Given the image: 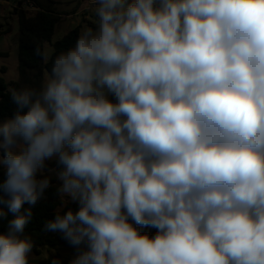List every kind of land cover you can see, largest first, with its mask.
I'll return each mask as SVG.
<instances>
[{
    "label": "clouds",
    "instance_id": "1",
    "mask_svg": "<svg viewBox=\"0 0 264 264\" xmlns=\"http://www.w3.org/2000/svg\"><path fill=\"white\" fill-rule=\"evenodd\" d=\"M92 5L41 87L8 89L0 264H32L49 161L72 264H264V0Z\"/></svg>",
    "mask_w": 264,
    "mask_h": 264
},
{
    "label": "trees",
    "instance_id": "2",
    "mask_svg": "<svg viewBox=\"0 0 264 264\" xmlns=\"http://www.w3.org/2000/svg\"><path fill=\"white\" fill-rule=\"evenodd\" d=\"M32 3L35 9L32 10H14L16 15V23L18 31L13 35L14 41L19 45V77L15 82L10 84L0 77V119H6L11 116L14 106L9 97V88L20 89L25 86L39 88L45 80V73L50 74L52 60L55 55L61 51L74 45L76 38L80 32V28L67 30L65 36L53 44L54 52L48 62H45L43 56L36 55L37 47L44 51L46 42H51L56 30L61 27L67 17L76 14L82 3L87 0H76L77 6L68 10H60L62 5L57 0H27ZM21 4L20 0H16ZM3 5L0 3V39L6 34L13 31V26L10 25L7 30L3 29L2 18ZM93 27L94 24L90 23ZM9 53L0 50V58L8 57ZM2 73L7 71L6 67L0 69ZM58 169L54 161L47 162V167L41 175L50 178L51 186L45 192L44 198L39 200L33 207L32 220L26 225L23 235L28 236L33 242L32 252L39 254L42 248L46 247H73L67 240L63 238L60 232L48 231L45 229V224L48 220L54 218L56 211L60 208L62 211L72 209L78 210V204L68 201L66 205H61V199L57 194L59 181L57 177ZM2 179V176H0ZM27 207V205H26ZM13 217L12 213H8V218ZM6 221L0 223V232L6 231ZM142 232H147L150 235H155L156 229L146 227L141 229ZM37 264H70L69 259L49 258L40 259Z\"/></svg>",
    "mask_w": 264,
    "mask_h": 264
},
{
    "label": "rangeland",
    "instance_id": "3",
    "mask_svg": "<svg viewBox=\"0 0 264 264\" xmlns=\"http://www.w3.org/2000/svg\"><path fill=\"white\" fill-rule=\"evenodd\" d=\"M62 3L59 6L60 10H68L75 8L77 6L76 0H57ZM80 7L76 14L79 12ZM2 24L3 29L7 30L10 25H12L13 31L10 34H6L0 39V50L6 51L9 53L8 57L0 58V69L2 67H6L7 71L2 73L0 71V77H2L6 83L10 84L11 82H15L18 80L19 72H18V64H19V45L13 39V35H15L18 31V26L16 21L15 11L9 6L5 4L2 8ZM95 16L91 15L87 17V15L80 14L78 17L73 15L71 17H67L64 23L56 30L51 42H46L44 46V51L46 50L49 53L48 62L54 52L53 44L58 40L62 39L67 30L73 28H80V31L84 27H92L90 23L95 24ZM50 74L48 72L45 73V78ZM66 200L71 201L69 198L65 197ZM78 252L75 247H46L40 250L39 254H35L31 252L30 256L32 259V264H37L40 259H49V258H63L69 259L70 264H72V260L77 256Z\"/></svg>",
    "mask_w": 264,
    "mask_h": 264
},
{
    "label": "built area",
    "instance_id": "4",
    "mask_svg": "<svg viewBox=\"0 0 264 264\" xmlns=\"http://www.w3.org/2000/svg\"><path fill=\"white\" fill-rule=\"evenodd\" d=\"M21 4H19L18 2H16V0H0V3L4 6L5 4H8L9 6H11V8L13 10H20V9H25V10H32L35 9L34 5L32 3H30L27 0H20ZM92 0H87L85 2L82 3V6L79 10V12L77 14H75L77 17L80 14H84L87 15V17L91 15H94L93 11H92ZM95 16V15H94Z\"/></svg>",
    "mask_w": 264,
    "mask_h": 264
}]
</instances>
